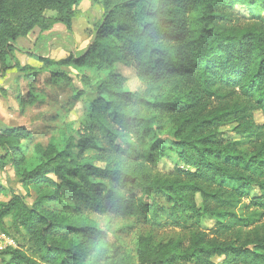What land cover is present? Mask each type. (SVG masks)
I'll return each mask as SVG.
<instances>
[{"label": "trees", "instance_id": "obj_1", "mask_svg": "<svg viewBox=\"0 0 264 264\" xmlns=\"http://www.w3.org/2000/svg\"><path fill=\"white\" fill-rule=\"evenodd\" d=\"M83 1L0 0V74L28 69L17 59V39L56 24L71 32ZM90 1L103 15L86 50L38 59L57 68L49 72L55 82L69 80L61 68L95 74L93 85L81 77L93 100L76 135L36 144L29 156V130L0 131L1 167L8 162L35 193L31 205L19 195L0 202V231L29 243L26 251L6 248L1 263L264 264V18L236 12L264 13V0ZM118 63L135 71L143 93L124 90L125 78L114 71ZM82 96L77 91L72 99ZM228 123L235 124L236 139L219 133ZM95 131L108 148L97 145ZM161 134L170 140L157 138ZM166 151L177 165L161 173L155 163ZM137 185L163 196L165 205L143 203L131 190ZM93 215L134 217L184 234L166 242L140 238L130 254L101 239L106 233ZM204 217L214 224L201 230Z\"/></svg>", "mask_w": 264, "mask_h": 264}, {"label": "rangeland", "instance_id": "obj_2", "mask_svg": "<svg viewBox=\"0 0 264 264\" xmlns=\"http://www.w3.org/2000/svg\"><path fill=\"white\" fill-rule=\"evenodd\" d=\"M78 8L81 11V16L72 20L79 33L78 42L75 41L74 33L72 31L68 32L65 27V32L63 33L52 32L45 37H39L33 49V52L39 56L22 59L24 66L28 67L26 71L18 72L15 69L8 74H0V131L12 127H24L29 130L33 136L32 140L24 143L27 144V147L24 146L28 150L29 156H31L34 145L41 144L46 146L52 138L59 137L61 133L75 136L80 129L79 122L83 116V109L93 100L89 89L81 83V77L86 76L89 78V83L93 85L95 82L94 73L86 71L79 73L70 67L61 68L60 70L69 76V80L55 82L51 80L49 72L57 68L53 66L44 68L43 64L38 60L39 57L47 54V50L40 49L39 44L52 38L54 40L51 42L49 55L52 60L64 59L69 54L79 56L86 50L93 38L95 27L101 22L103 11L101 7L93 4L90 0H84ZM236 12L239 16L248 19L252 17L264 18V13L259 10L251 12L238 7ZM45 16L47 18H55L56 14L47 12ZM72 50L74 52H71ZM114 71L125 78V91L132 94L144 92V85L136 78L135 71L132 68L118 63L115 64ZM27 74L30 76L36 74V76L27 78ZM77 91L83 92V96L74 101L72 98ZM213 105L216 104L214 103ZM253 118L257 124L263 122V118L259 113H254ZM234 126V123H228L219 129V133L223 138L236 139L237 137L233 131ZM94 135L98 146L108 148V143L101 133L95 131ZM157 138L165 142L170 140L165 134L158 135ZM129 139L132 143L136 142L133 135H130ZM116 143L124 146L122 140H118ZM159 149L160 146L157 145L156 153ZM176 165L175 156L166 151L164 158L159 160L157 158L154 169L161 173H166L171 171ZM131 190L143 203L156 202L157 204L165 205L164 197L161 195L145 193L143 188L138 185L133 186ZM13 195L23 197L28 205L33 204L35 198L34 190L31 187L25 188L18 181L8 162L4 167H1L0 164V202L9 201ZM91 219L99 229L104 230L107 235L106 241L110 247L130 254H134L135 244L140 238L150 237L154 242H166L184 234L182 231L170 227L151 228L138 222L134 217L110 219L93 215ZM3 222L5 227L9 229L11 218H5ZM213 224L214 221L211 218L204 217L199 228L206 230L211 228ZM11 233L12 235L14 234L13 232ZM14 240H12L14 246L11 248L18 249L24 246L21 248L24 251L28 250L27 237L14 235ZM4 250L6 248L0 249V253ZM3 259L8 260V257H3ZM1 260L2 258L0 257V264H2Z\"/></svg>", "mask_w": 264, "mask_h": 264}, {"label": "crops", "instance_id": "obj_3", "mask_svg": "<svg viewBox=\"0 0 264 264\" xmlns=\"http://www.w3.org/2000/svg\"><path fill=\"white\" fill-rule=\"evenodd\" d=\"M52 32L63 33V32H65V28L61 24H56L53 26V28L49 32L43 33L41 35H40V32L38 29H34L26 37L19 38L16 40L15 46L19 50V52L17 53V59L20 62L21 66H24V62L22 61V59H25L26 57L39 56L33 52V49H34L35 44H36V40L40 36L45 37L46 35H49ZM72 32L74 33V36L76 37L75 41L78 42L79 33H78L76 25L74 24L73 21H72ZM53 40L54 39L52 38V39L47 40V42L43 41V42H41V44H39L40 49L47 50V54L45 56H42V58H49L50 45H51V42ZM44 42H45V45H44ZM45 50H43V51H45ZM71 52H74V50H72ZM12 70H15V69H11V70L7 71L6 74L11 72Z\"/></svg>", "mask_w": 264, "mask_h": 264}, {"label": "built area", "instance_id": "obj_4", "mask_svg": "<svg viewBox=\"0 0 264 264\" xmlns=\"http://www.w3.org/2000/svg\"><path fill=\"white\" fill-rule=\"evenodd\" d=\"M14 243L3 232L0 231V249L13 247Z\"/></svg>", "mask_w": 264, "mask_h": 264}, {"label": "clouds", "instance_id": "obj_5", "mask_svg": "<svg viewBox=\"0 0 264 264\" xmlns=\"http://www.w3.org/2000/svg\"><path fill=\"white\" fill-rule=\"evenodd\" d=\"M98 231L103 232L104 230H102V229H98ZM105 237H106V234H105V235H102V236H101V239H105V242H106V238H105Z\"/></svg>", "mask_w": 264, "mask_h": 264}]
</instances>
